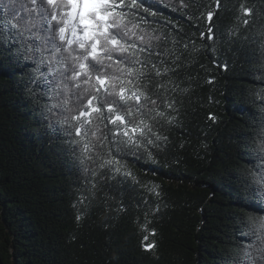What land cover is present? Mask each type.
I'll return each mask as SVG.
<instances>
[{"label":"trees","instance_id":"1","mask_svg":"<svg viewBox=\"0 0 264 264\" xmlns=\"http://www.w3.org/2000/svg\"><path fill=\"white\" fill-rule=\"evenodd\" d=\"M146 4L149 12L122 10L120 31L146 37L141 45L129 32L146 49L131 50L129 66L148 65L151 79L137 85L165 116L145 114L154 143L121 144L117 173L94 162L95 150L84 159L75 142V98L95 95L96 81L77 88L62 77L66 53L48 44L59 40L41 15L51 12L47 0H0V264H264V245L249 230L264 209L253 179L264 173V0ZM111 63L110 74L126 72ZM151 63L166 74L157 77ZM110 99L119 102L118 90ZM85 127L93 145L91 132L107 131L95 119ZM100 152L108 158L107 147Z\"/></svg>","mask_w":264,"mask_h":264},{"label":"snow or ice","instance_id":"2","mask_svg":"<svg viewBox=\"0 0 264 264\" xmlns=\"http://www.w3.org/2000/svg\"><path fill=\"white\" fill-rule=\"evenodd\" d=\"M183 3V0H181ZM33 5L36 0H31ZM47 4L51 7V12H45L41 8V15H50V21L53 28L49 29V36L55 30L59 44H54L51 39L48 44L55 48L56 53H66L63 56L66 70L61 73L62 77L70 78L79 88V82L91 83L92 77L95 76L96 83L92 85L95 88V95H92L88 89L75 98V103L78 105V115L72 117L80 126L72 125L75 129L77 144H83L82 156L84 159H93L91 153L95 150V159L101 160V168L112 169L115 166L117 173L122 171L120 161L125 158V153L121 149V144H127L130 148L139 150L142 140H147L148 143H154L149 139V134L156 135L152 131V124L147 122L144 117L147 112L155 113L150 117L151 120L164 118L165 113L158 110L159 99H153L145 90L146 85L138 86L137 81L140 79H151L148 72V65L140 60L131 61V63H139L140 68H132L129 66V54L131 50L138 49L144 52L145 47L137 45L135 42H130L131 36L145 44L146 37L138 35L136 32L129 29L121 35V27L123 18L128 13L123 12L124 8H143L144 12H149L150 6L146 4V0H47ZM31 11L35 12L33 7ZM245 14H249L250 10L245 9ZM155 15L153 11L151 13ZM143 20V17H140ZM209 19H212V13H209ZM146 22V21H145ZM248 23V21H244ZM56 25H61L56 28ZM16 28V24H12ZM126 27V26H125ZM135 27V25H133ZM131 32V36L129 35ZM212 32V29H209ZM214 33L208 36V39H214ZM37 39H40L37 36ZM150 47V45H148ZM29 52L37 51L35 48L26 49ZM71 61L72 67L71 77H68L67 62ZM116 65H122L126 72L121 70L119 75L110 74L107 69ZM45 63L42 58L39 64ZM151 68L155 69L157 77H163L165 73H161L155 63H151ZM39 73V66L35 69ZM43 75V73H39ZM125 80L127 83H125ZM128 85H132L129 87ZM164 85H157V88H163ZM119 95V102L110 99L113 95ZM55 91V90H53ZM87 98V104L83 101ZM151 105V107L149 106ZM127 106V111H125ZM57 107V105H53ZM167 107L172 108L171 103ZM133 109L135 111L133 112ZM139 114L138 120H130L129 116ZM99 120L107 129L106 133L99 128L92 131L91 135L99 139L98 145L91 144L86 141L89 135L90 127L93 120ZM210 119L214 117L210 116ZM66 121H62L64 123ZM170 122V121H169ZM111 124L113 128H107ZM115 129V131H113ZM261 139L258 148L264 152V132L261 134ZM102 137V138H100ZM156 139H160L157 135ZM107 147V159L101 155L100 149ZM115 149V151H114ZM253 179L257 185L264 188V173L256 175ZM79 219V217H77ZM249 230L256 237L260 245H264V209L250 217ZM154 247V245H146V248ZM253 251L256 250L254 245H249ZM264 252V247L259 249ZM249 258L250 253H245ZM264 259V257H262Z\"/></svg>","mask_w":264,"mask_h":264}]
</instances>
